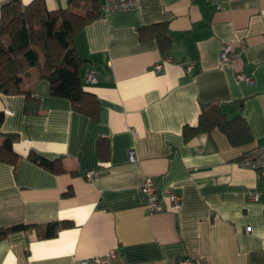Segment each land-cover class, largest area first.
<instances>
[{"label":"crops","instance_id":"1","mask_svg":"<svg viewBox=\"0 0 264 264\" xmlns=\"http://www.w3.org/2000/svg\"><path fill=\"white\" fill-rule=\"evenodd\" d=\"M44 1L49 10L69 2ZM155 24L172 40L166 55L155 36L139 38L140 28ZM240 39L246 52L220 63L221 48ZM74 47L86 90L98 100L96 116L52 95L34 67L21 86L38 98L35 114L23 112L22 94H0V131L18 134L20 155L15 166L0 161V229L31 225L0 237V264H80L112 249L120 257L109 264H264V177L239 166L242 153L264 141V0H140L137 9L86 24ZM236 101L250 142L234 146L218 127L184 139L201 104L219 102L230 112ZM30 150L62 157L65 172L30 161ZM146 177L160 190L173 188L180 208L161 200V211L149 210L140 191ZM48 222L68 224L43 237Z\"/></svg>","mask_w":264,"mask_h":264},{"label":"trees","instance_id":"2","mask_svg":"<svg viewBox=\"0 0 264 264\" xmlns=\"http://www.w3.org/2000/svg\"><path fill=\"white\" fill-rule=\"evenodd\" d=\"M99 0H69L67 7L49 10L44 0H32L22 4L19 0L6 2L0 7V94L24 96L23 112L35 114L38 111V98L30 89L21 86V75L29 67L37 70L39 78H45L54 96L68 98L74 109L96 116L98 100L86 90L82 75L83 60L77 55L74 41L81 29L100 14ZM155 36L161 54L169 53L172 40L161 24L139 29V38ZM230 112L222 109L219 102L201 104L196 123L184 125L182 135L188 140L201 133L218 127L234 145L251 141L249 127L241 116L240 101L234 103ZM238 111L232 117L229 115ZM5 114L0 110V127ZM0 161L15 166L20 158L13 145L19 140L14 132L0 131ZM99 166L107 157V143H97ZM27 158L54 173L65 172L63 158L50 160L30 150ZM66 195L69 192L65 193ZM68 223L48 222L44 225L43 237L56 234L61 225ZM31 225L16 224L0 229V237Z\"/></svg>","mask_w":264,"mask_h":264},{"label":"built area","instance_id":"3","mask_svg":"<svg viewBox=\"0 0 264 264\" xmlns=\"http://www.w3.org/2000/svg\"><path fill=\"white\" fill-rule=\"evenodd\" d=\"M140 0H99L100 14L105 16L111 12L137 9ZM247 50L244 40H238L237 44H225L219 52V61L223 64L232 65L242 54ZM170 57L166 56L163 61H169ZM162 67V62L152 66L153 72H159ZM86 80H94V75L88 73L85 76ZM236 79L252 82V77L243 72H236ZM130 160H134V150L128 152ZM239 166L242 168L260 171L264 177V141L260 144L246 149L239 158ZM86 178L91 180L94 177V172H87ZM143 199L147 202L149 210L152 212L161 211V200H166L170 211H177L180 206V195L171 187L158 189L156 181L152 177L144 178L140 187ZM249 195L252 199L257 200L259 193L250 191ZM120 257L116 249L108 251L105 255L92 256L82 258L80 264H109L112 260Z\"/></svg>","mask_w":264,"mask_h":264}]
</instances>
